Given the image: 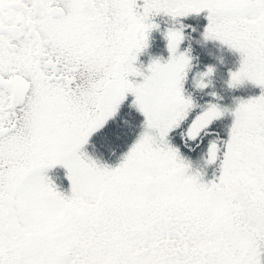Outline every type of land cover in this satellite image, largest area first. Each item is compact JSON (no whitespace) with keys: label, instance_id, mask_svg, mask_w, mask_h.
<instances>
[{"label":"snow or ice","instance_id":"snow-or-ice-1","mask_svg":"<svg viewBox=\"0 0 264 264\" xmlns=\"http://www.w3.org/2000/svg\"><path fill=\"white\" fill-rule=\"evenodd\" d=\"M202 11L239 54L228 85L260 88L232 108L183 94L178 18ZM127 94L141 130L111 165L83 146ZM0 264H264V0H0Z\"/></svg>","mask_w":264,"mask_h":264},{"label":"trees","instance_id":"trees-1","mask_svg":"<svg viewBox=\"0 0 264 264\" xmlns=\"http://www.w3.org/2000/svg\"><path fill=\"white\" fill-rule=\"evenodd\" d=\"M159 27L150 30L148 35V44L138 54L137 65L143 71H147L146 65L151 58L161 57L167 59L169 51L166 47L167 41L163 35L164 30L169 26H174L173 21L166 14H158L152 18ZM186 27L184 39L178 46L179 51L188 49V55L191 56L190 67L187 69L186 77L182 83L183 94L190 96L193 100V111H200L208 102L218 103L221 106L232 108L235 106L236 98H248L259 94L260 88L251 81L230 87L227 83L229 71H234L239 64V54L230 49L220 41L202 37V31L206 24V13H190L186 17L178 18ZM178 26V25H175ZM212 65L213 72L206 77L208 83L205 87L199 88L195 85L194 76ZM141 79V77H132ZM212 93L216 95L213 96ZM133 99L131 94H127L124 101L118 107L117 113L109 118L105 125L94 132L83 149L102 162L115 165L118 163L121 154L125 152L128 146L134 141L141 130L143 115L130 102ZM225 124H230L232 115L225 112L221 118ZM62 191H67L69 182L65 177V169L61 165H56L47 170ZM212 176V167L206 171L205 179Z\"/></svg>","mask_w":264,"mask_h":264},{"label":"rangeland","instance_id":"rangeland-1","mask_svg":"<svg viewBox=\"0 0 264 264\" xmlns=\"http://www.w3.org/2000/svg\"><path fill=\"white\" fill-rule=\"evenodd\" d=\"M66 171V170H65Z\"/></svg>","mask_w":264,"mask_h":264}]
</instances>
